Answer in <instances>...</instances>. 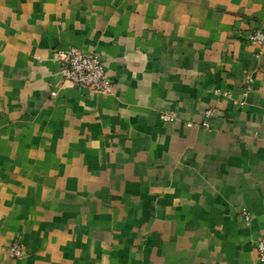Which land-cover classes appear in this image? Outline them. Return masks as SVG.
I'll return each instance as SVG.
<instances>
[{
	"label": "crops",
	"instance_id": "crops-1",
	"mask_svg": "<svg viewBox=\"0 0 264 264\" xmlns=\"http://www.w3.org/2000/svg\"><path fill=\"white\" fill-rule=\"evenodd\" d=\"M262 25L264 0H0V264H260ZM71 46L110 93L61 80Z\"/></svg>",
	"mask_w": 264,
	"mask_h": 264
},
{
	"label": "built area",
	"instance_id": "built-area-1",
	"mask_svg": "<svg viewBox=\"0 0 264 264\" xmlns=\"http://www.w3.org/2000/svg\"><path fill=\"white\" fill-rule=\"evenodd\" d=\"M247 40L254 45L262 46L264 43V25L253 28L247 34ZM261 54L259 50L256 53L258 57ZM53 62L57 66V72L61 80L71 85L87 88L93 92L108 94L111 91V80L105 72V67L100 58L94 53L82 52L79 48L71 46L68 48H56L54 50ZM52 95L55 92H51ZM228 95L227 92H223ZM211 110L205 111L202 126L208 127V118ZM159 117L164 122H171L176 119L177 114L173 110L162 111ZM192 126L191 123L187 124ZM242 215L246 221L249 220V214L246 209H242ZM255 249L260 264H264V236L255 241ZM21 243L13 241L7 248V255L10 258L21 254Z\"/></svg>",
	"mask_w": 264,
	"mask_h": 264
}]
</instances>
